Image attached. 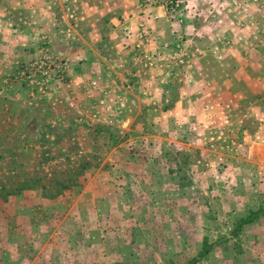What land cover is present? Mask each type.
Returning <instances> with one entry per match:
<instances>
[{
	"label": "rangeland",
	"instance_id": "rangeland-1",
	"mask_svg": "<svg viewBox=\"0 0 264 264\" xmlns=\"http://www.w3.org/2000/svg\"><path fill=\"white\" fill-rule=\"evenodd\" d=\"M147 3L0 0V264H264V0Z\"/></svg>",
	"mask_w": 264,
	"mask_h": 264
},
{
	"label": "trees",
	"instance_id": "trees-1",
	"mask_svg": "<svg viewBox=\"0 0 264 264\" xmlns=\"http://www.w3.org/2000/svg\"><path fill=\"white\" fill-rule=\"evenodd\" d=\"M89 165H91V163H84L80 168L81 169H77L76 171L79 172L80 174H82L86 169H88ZM38 183V184H37ZM40 181L39 179H30V180H26L24 181V183H22L21 186L16 187L17 190H23V189H36L38 187H40L39 185ZM79 181H77L76 179L70 177L67 178L66 180H62V181H57L56 185H59V187H62L61 189H70L72 186L74 185H78ZM49 185H45L42 184V188H46ZM10 195L12 194V192L9 193ZM264 217V204H262L258 209L256 210H250L248 215L241 217L237 223L235 228L232 231V234L234 235H238L240 233V231L243 229V227L247 224L253 223L254 221H256L257 219H260ZM224 240H227V237L223 238ZM221 240H218L216 243H209V238L205 237L204 241H203V247L202 250L199 252V254L190 259L186 264H197L200 260H202L206 255H208L211 250L214 248L215 244L217 243H221Z\"/></svg>",
	"mask_w": 264,
	"mask_h": 264
},
{
	"label": "built area",
	"instance_id": "built-area-1",
	"mask_svg": "<svg viewBox=\"0 0 264 264\" xmlns=\"http://www.w3.org/2000/svg\"><path fill=\"white\" fill-rule=\"evenodd\" d=\"M148 5L163 9L165 15L172 21H182L181 11L187 5V0H148ZM148 31L141 29L139 35L141 38L150 40ZM59 70L67 69L66 63L58 64Z\"/></svg>",
	"mask_w": 264,
	"mask_h": 264
},
{
	"label": "crops",
	"instance_id": "crops-1",
	"mask_svg": "<svg viewBox=\"0 0 264 264\" xmlns=\"http://www.w3.org/2000/svg\"><path fill=\"white\" fill-rule=\"evenodd\" d=\"M155 10L158 11L159 14H162V12H161V10H160L159 8H156ZM159 10H160V11H159ZM156 11H153L152 14H155ZM142 18H143V19H142L143 21L147 20V18H146L145 16H143ZM148 19H149V18H148ZM138 20H139V19H137V20H135V21H138ZM150 20H151V19H150ZM150 20H149V21H150ZM152 23H155L156 27L158 26V28H160V27L163 26V24H164L163 19L156 20L155 22L152 21ZM131 24H132L134 27L137 25L136 22H132ZM128 34H129L128 36H129L130 39H131V37H132L133 35L131 36L130 33H128ZM134 34H135V33H134ZM135 42H136V41H135ZM135 42H134V43H135ZM130 43L132 44V42H130ZM135 45H137V42H136ZM135 45H132V47H136Z\"/></svg>",
	"mask_w": 264,
	"mask_h": 264
}]
</instances>
